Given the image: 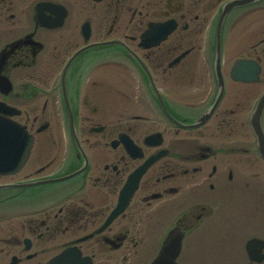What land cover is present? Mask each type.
<instances>
[{
  "label": "flooded vegetation",
  "instance_id": "flooded-vegetation-1",
  "mask_svg": "<svg viewBox=\"0 0 264 264\" xmlns=\"http://www.w3.org/2000/svg\"><path fill=\"white\" fill-rule=\"evenodd\" d=\"M263 96L264 0H0V114L34 135L0 174V264H150L175 241L181 264H264L247 250L264 241ZM260 126L264 149V106Z\"/></svg>",
  "mask_w": 264,
  "mask_h": 264
},
{
  "label": "water",
  "instance_id": "water-1",
  "mask_svg": "<svg viewBox=\"0 0 264 264\" xmlns=\"http://www.w3.org/2000/svg\"><path fill=\"white\" fill-rule=\"evenodd\" d=\"M31 143L24 128L0 117V172H8L11 167L17 170L22 166L29 155Z\"/></svg>",
  "mask_w": 264,
  "mask_h": 264
},
{
  "label": "rangeland",
  "instance_id": "rangeland-1",
  "mask_svg": "<svg viewBox=\"0 0 264 264\" xmlns=\"http://www.w3.org/2000/svg\"><path fill=\"white\" fill-rule=\"evenodd\" d=\"M228 69H229V67H228Z\"/></svg>",
  "mask_w": 264,
  "mask_h": 264
}]
</instances>
